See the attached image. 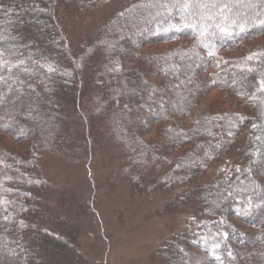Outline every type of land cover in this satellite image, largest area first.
I'll return each mask as SVG.
<instances>
[{
	"label": "trees",
	"instance_id": "trees-1",
	"mask_svg": "<svg viewBox=\"0 0 264 264\" xmlns=\"http://www.w3.org/2000/svg\"><path fill=\"white\" fill-rule=\"evenodd\" d=\"M230 1L0 0V264L97 259L45 157L182 217L146 264H264V0Z\"/></svg>",
	"mask_w": 264,
	"mask_h": 264
},
{
	"label": "rangeland",
	"instance_id": "rangeland-1",
	"mask_svg": "<svg viewBox=\"0 0 264 264\" xmlns=\"http://www.w3.org/2000/svg\"><path fill=\"white\" fill-rule=\"evenodd\" d=\"M233 2L236 3L238 0ZM0 29L2 30L1 26ZM203 104L204 100H201L200 105ZM169 122L182 123V117L171 115ZM62 163L55 158L45 157L41 166L53 183L68 193L72 195L78 193L79 198L84 194V190H87V194H94L92 200L94 218L87 217L89 214L86 213L87 218L83 225L82 243L85 244L83 255L85 253L87 261H94L97 258L94 262L101 264H146L149 249L165 235L164 226L167 218L170 216L178 223L182 222V217L180 220L176 214L167 215L163 206H160L156 211L158 214H155L153 211L156 200L153 197L133 203V193H122L116 188L104 191L98 186L92 187L85 170ZM85 198L86 195L82 201ZM94 262L92 263L95 264Z\"/></svg>",
	"mask_w": 264,
	"mask_h": 264
}]
</instances>
